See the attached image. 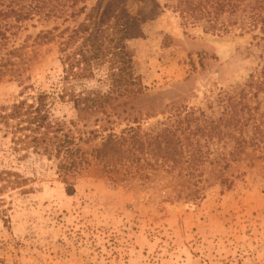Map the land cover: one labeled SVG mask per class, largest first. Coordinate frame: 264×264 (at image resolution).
<instances>
[{
	"label": "rangeland",
	"instance_id": "374dc122",
	"mask_svg": "<svg viewBox=\"0 0 264 264\" xmlns=\"http://www.w3.org/2000/svg\"><path fill=\"white\" fill-rule=\"evenodd\" d=\"M165 1L125 0L142 25L140 36L129 41L149 93L139 102H154L164 111L143 116V131L173 123L177 117L171 107L210 113L218 92L241 86L264 64L260 37L241 34L237 27L213 33L201 24L186 25ZM81 18L36 16L10 35L0 48V63L14 47L24 57L13 56L20 76L0 78V114L25 91L52 94L59 89V32ZM54 27L59 28L52 40L36 37ZM25 83L35 88L25 90ZM74 86L107 89L97 78L75 80ZM51 110L77 121L76 135L85 127L67 98L55 100ZM127 127L122 122L115 131ZM12 131L0 117V264H264V149L248 147L225 170L222 161L188 166L182 160L173 166L143 154L126 171L122 165L108 169L89 155L90 164L68 178L75 187L68 194L57 160L37 147L14 149ZM101 142L97 138L80 145L91 152ZM222 149L221 142L215 143L210 158ZM132 170L138 174L131 175ZM16 173L26 180L12 185L9 178Z\"/></svg>",
	"mask_w": 264,
	"mask_h": 264
},
{
	"label": "trees",
	"instance_id": "16d2710c",
	"mask_svg": "<svg viewBox=\"0 0 264 264\" xmlns=\"http://www.w3.org/2000/svg\"><path fill=\"white\" fill-rule=\"evenodd\" d=\"M88 1L0 0V48L28 19L82 17L74 26L59 32L63 71L59 89L51 94L31 90L34 86L25 83L23 89L31 91H25L22 99L14 100L0 114L13 130L14 149L37 147L48 158L57 160L68 194L75 191L68 178L90 164L89 155L108 169L122 165L126 171L139 164L143 154L161 157L173 166L182 160L188 166L222 161L220 166L225 170L240 160L248 147L264 149V64L251 72L241 86L218 92L215 105L209 106L210 113L200 107H171L168 111L177 117L173 123L156 131H143L140 127L143 116L153 117L164 111L154 102L148 105L139 102L149 93L136 70L129 41L140 36L141 21L130 12L125 0H96L91 6ZM163 5L177 12L186 25L201 24L204 31L213 33H228L237 27L241 34L252 32L253 37L264 41V0H166ZM58 28L42 30L36 37L52 40ZM18 54L23 59L19 47L8 50L9 56L0 63V78L7 73L20 76L13 59ZM92 78L106 83L107 89L75 88V80ZM66 98L85 126L78 128V135L74 131L77 121H66L51 110L55 100ZM122 122L128 127L117 133L115 126ZM187 129L188 134L182 137ZM97 138L102 142L91 152L80 145ZM218 142L223 149L210 158V150ZM131 173L138 174L135 170ZM16 175L9 178L12 185L26 180Z\"/></svg>",
	"mask_w": 264,
	"mask_h": 264
},
{
	"label": "bare ground",
	"instance_id": "6f19581e",
	"mask_svg": "<svg viewBox=\"0 0 264 264\" xmlns=\"http://www.w3.org/2000/svg\"><path fill=\"white\" fill-rule=\"evenodd\" d=\"M220 45H221V47H224V45H225V44H223V43H220Z\"/></svg>",
	"mask_w": 264,
	"mask_h": 264
}]
</instances>
